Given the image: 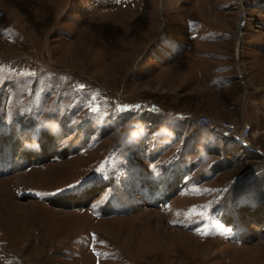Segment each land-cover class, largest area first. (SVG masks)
<instances>
[{
    "label": "rangeland",
    "instance_id": "obj_1",
    "mask_svg": "<svg viewBox=\"0 0 264 264\" xmlns=\"http://www.w3.org/2000/svg\"><path fill=\"white\" fill-rule=\"evenodd\" d=\"M159 263L264 264V0H0V264Z\"/></svg>",
    "mask_w": 264,
    "mask_h": 264
},
{
    "label": "built area",
    "instance_id": "obj_2",
    "mask_svg": "<svg viewBox=\"0 0 264 264\" xmlns=\"http://www.w3.org/2000/svg\"><path fill=\"white\" fill-rule=\"evenodd\" d=\"M240 12L236 18V30L239 33L244 31L247 27L248 18L245 12L242 9H239ZM194 125L197 127H209L212 126L211 121L205 116H197L193 119ZM215 127L227 136L234 137L241 145H246L245 139L247 137L246 132L248 131L247 127H242L241 129L237 130L232 124L227 122H219L215 124ZM245 147V146H244Z\"/></svg>",
    "mask_w": 264,
    "mask_h": 264
},
{
    "label": "trees",
    "instance_id": "obj_3",
    "mask_svg": "<svg viewBox=\"0 0 264 264\" xmlns=\"http://www.w3.org/2000/svg\"><path fill=\"white\" fill-rule=\"evenodd\" d=\"M140 120V119H139ZM139 120H137V122L139 121ZM217 132H219L221 135H223V138H225V139H227V137H230V136H227V135H225V134H223L222 132H220L219 130L217 131ZM232 139H235V138H232ZM190 141H192V140H190ZM235 141L236 142H238L236 139H235ZM212 143V142H211ZM239 143V142H238ZM240 144V143H239ZM82 145H83V143H81V144H77L76 143V145L74 146V144L73 143H71V144H68L64 149H63V153H65L64 155H63V157L62 158H65V157H68V156H71V155H74L75 153H77L81 148H82ZM241 145V144H240ZM242 146V145H241ZM208 147L209 148H213V145L212 144H209L208 145ZM244 147V146H243ZM231 147H229V146H226L224 149L225 150H229ZM49 204H51L50 202H49ZM55 207H57V206H55ZM59 208V207H58Z\"/></svg>",
    "mask_w": 264,
    "mask_h": 264
},
{
    "label": "bare ground",
    "instance_id": "obj_4",
    "mask_svg": "<svg viewBox=\"0 0 264 264\" xmlns=\"http://www.w3.org/2000/svg\"><path fill=\"white\" fill-rule=\"evenodd\" d=\"M26 221H27V220H26ZM58 225H59V224H58ZM22 227H23V226H22ZM57 227H58V226H57ZM57 227H56V228H57ZM23 228H24V227H23ZM23 228H22V229H23ZM52 228H53V227H52ZM54 228H55V227H54ZM54 228H53V229H54ZM58 228H59V230H60L61 228L64 229V227H62V226H60V227H58ZM53 229H52V230H53ZM76 229H78V228H76ZM24 231H25V230H24ZM49 232H50V231H49ZM55 232H57V231H55ZM55 232H54V233H55ZM83 232H84V231H83ZM21 233H22V232H21ZM54 233H51V234H54ZM76 233H77V232H76ZM24 238H25V237H24ZM81 238H82V237H81ZM21 240H23V239H21ZM204 244H206V243L204 242ZM138 245H139V244H138ZM170 247H171V246H170ZM131 248H132V247H131ZM136 248H137V247H136ZM145 249H146V248H145ZM138 251H140V250L138 249ZM145 256H146V255H145ZM150 256H151V255H150ZM140 257H141V256H140ZM144 258H145V257H144ZM155 258H156V257H155ZM157 258H158V257H157ZM152 259H153V258H152ZM152 259H150V260H152ZM154 260H155V259H154ZM86 261H87V260H86ZM157 261H158V260H157ZM152 263H154V262H152ZM159 264H160V263H159Z\"/></svg>",
    "mask_w": 264,
    "mask_h": 264
}]
</instances>
